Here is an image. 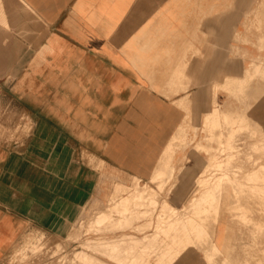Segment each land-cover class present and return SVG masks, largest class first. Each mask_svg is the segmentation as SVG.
Listing matches in <instances>:
<instances>
[{
    "label": "crops",
    "instance_id": "crops-1",
    "mask_svg": "<svg viewBox=\"0 0 264 264\" xmlns=\"http://www.w3.org/2000/svg\"><path fill=\"white\" fill-rule=\"evenodd\" d=\"M2 2L16 40L0 100L28 117L30 131L21 142L0 134V264H26L18 252L32 234L66 233L84 208L100 204V181L112 172L122 183L111 198L131 179L146 189L164 177L166 196L183 212L194 175L218 158L215 102L264 137V0H23L40 28L14 12L13 0ZM17 15L24 23L15 30ZM255 66L261 78L243 91L214 95ZM232 228L211 225L208 246L188 247L174 264H208L212 247L223 261L226 248L238 257L240 246L257 245Z\"/></svg>",
    "mask_w": 264,
    "mask_h": 264
},
{
    "label": "rangeland",
    "instance_id": "rangeland-1",
    "mask_svg": "<svg viewBox=\"0 0 264 264\" xmlns=\"http://www.w3.org/2000/svg\"><path fill=\"white\" fill-rule=\"evenodd\" d=\"M18 12L24 13L20 10ZM18 12L16 11L15 13L18 14ZM256 24V32L262 33V22H256ZM259 42V46L262 49L264 38H261ZM0 64L4 67L0 72L5 73L8 66L6 55L5 58L0 60ZM259 74L245 78L240 84L228 82L227 84H230L228 87L220 86V88L232 92L233 88L238 86L240 88L239 91H243L247 83ZM260 76L258 78H261ZM1 78L2 76H0ZM218 88L219 86H217V90ZM211 117H213V114ZM231 117L234 118L233 116ZM26 119H28L26 115H19L12 106L2 104L0 100V134L2 136H6L11 141L21 142L23 137L28 135L30 131V127L25 125ZM234 119L238 121L240 118ZM222 124L221 128L217 127L214 129L213 120L209 122L211 134L216 130H221L222 133V137L220 136L218 139L220 141V148L217 151L219 160L218 158L215 159L216 164L214 167H210V165L202 174L196 173L194 175L191 195L182 197V201L187 207L184 208L183 212L172 206L173 202L166 196V186L163 177L158 182L154 180V184H141L142 187L145 185L144 187L149 189L148 193L146 192L147 194L142 193V197L156 200V203L143 206L144 210L150 212L146 218H133L130 221L135 222L132 226L115 232H110L109 228L106 227L99 230L90 229L89 224H91L90 222L94 217L100 212H108L114 209L115 203L124 201L122 196L124 199L128 198L131 201L138 197L134 194L138 188L135 189L133 187L137 182L131 179L127 184L131 188L124 189V193L116 190L111 198L114 185L122 183L119 182L117 174L112 172L105 176V180L100 181V188L104 193H102L100 204L96 202L95 207L84 208L76 222L71 224L64 234L57 236L32 234L24 247L20 249L22 253L20 250L18 252L21 258L20 262L26 264H58L61 260L60 258L72 257L71 255L76 251L81 250L82 243L89 239L97 240L99 237V239H117L123 235L142 237L146 233L153 234L160 225H163L164 231L160 233L159 239L149 250V253L148 251L144 253L135 251L136 254L134 253L135 255L133 254L132 256V258H135L133 264H146L147 262L150 264H174L188 247L208 246L210 242V226L225 222L229 225L230 235L234 233L232 226L240 227L241 236L253 238L252 241L257 243V245L244 244L240 246L238 257H235L237 256L235 251V255L232 256L230 254L231 249L226 248L221 253L225 256L223 261L216 260L215 257L220 252L216 247H212L213 249H210L211 254L207 261L208 264H264V137L251 128L247 118H245L243 123L236 122L234 126L232 123L228 124L227 122ZM239 126H246L247 129L237 134L233 129ZM229 128L232 129L230 134L234 131L232 142L226 141V136L229 137V134L223 135ZM239 140L242 141L243 146L237 152L234 149L236 148L234 143ZM211 141H215V138L211 137ZM250 143H252V146ZM231 154L245 155L246 158L230 162L229 157ZM83 158L88 160L90 164L94 163L93 160L89 161L87 155H84ZM220 162L222 166H216ZM98 169L102 173L104 172L103 167L100 166ZM199 175L201 176L200 178H198ZM185 176L182 181L178 182L179 187L190 178L188 174ZM156 182L157 184H155ZM190 185L188 184V186ZM148 186L152 187V189ZM117 194H119V197ZM206 194H210L211 197L209 199L212 200V204L206 202ZM166 201H168V204L163 203ZM118 207L122 208V206ZM128 207L133 211L142 206L129 204ZM173 209H176L178 214L174 215L171 213ZM158 215H163V217L161 216L157 220ZM83 222L86 226L81 229L80 225ZM134 226H140L142 229L139 228V232H135ZM154 226H157L155 227L156 229ZM35 246L39 247L38 251H33ZM169 249L173 250L170 254L168 253ZM166 254H168L167 257H165ZM95 255L110 262L109 259L101 254Z\"/></svg>",
    "mask_w": 264,
    "mask_h": 264
},
{
    "label": "bare ground",
    "instance_id": "bare-ground-1",
    "mask_svg": "<svg viewBox=\"0 0 264 264\" xmlns=\"http://www.w3.org/2000/svg\"><path fill=\"white\" fill-rule=\"evenodd\" d=\"M13 3L14 4L11 3L12 4L11 6L13 7L14 12H16V11L18 12V10L23 11L26 18L28 19V21L30 22L31 25H34L35 27L40 28L42 26V24H44V22L36 14L35 10L32 9V7H30L28 4L24 3L23 0H13ZM23 23L24 22L17 15L16 21H15V30L19 29L23 25ZM9 30H10V27H9L7 16L5 13V8H4L2 0H0V60L5 58V53L14 44V40H16L14 38V36L10 33L11 31L9 32ZM6 39L9 40L10 45L6 44L4 42ZM259 73H262L261 68L258 66H255L254 69L251 70L245 78L253 77ZM245 78L244 79H226L225 84H227L228 82H230V83L232 82V84H240L242 80H245ZM225 84L222 86L228 87V85H230V84H227V85H225ZM219 88H220V86H219ZM219 88H218V90H219ZM218 90H217V87H215L214 95H216ZM214 104H215V110L213 112V117H210V119H209V120H213V128L214 129H216L217 127L219 128L222 125V123H224V122H227L228 124L232 123L234 126L236 122H242L243 123L245 121V118H241L238 121H236L234 118L231 117V115L225 114L227 112H225V113L221 112L218 109L216 102ZM226 110H228V109H226ZM246 129H247L246 126H239L238 128H234L233 130L236 131L237 134H240L241 132H243ZM234 131H233V133H231L229 135V137H226L227 142L233 140ZM251 144L252 143H250V145ZM234 145L236 147L234 149H236L237 152H239L241 150V147L243 146L241 140L235 142ZM246 152H247V150H246ZM245 158H246L245 155H239V154H233L232 155L231 154L229 157V160H230V162H233V161H237V160H243ZM218 160H219V158H218ZM215 164L216 163H212L210 167H214ZM216 166H222L221 162ZM258 183H260V182H258ZM148 190L149 189L138 188L136 190V192L134 193L136 196H138L135 200L131 201L127 198L125 201H123L120 204L115 203L114 209H112L108 212H101L96 218L94 217L91 224H89V228L93 229V230H95V229L99 230V229H102L103 227H106V228H109L110 232H115L118 230L127 229V228H129V226H132L135 223V222L134 223L130 222L133 220V218H138V219L146 218L148 216V213H150V212L144 210L143 206H145L146 204L156 203V200H152V199L147 198V197H142V193H146V192L148 193ZM205 197H206V202L208 204H212V200L209 199L211 197L210 194H206ZM157 201H160V200H157ZM167 202L168 201L163 202V203L168 204ZM129 204H134L137 206L139 205L142 207L136 208L135 210L132 211L128 207ZM118 206H122V208H120ZM171 213H173L174 215L178 214L176 209H173V211ZM161 216L163 217V215H158L157 220H158V218H161ZM164 220H165V218H164ZM85 226L86 225L84 222L81 223V225H80L81 229H84ZM155 227H157V226H154V228ZM200 227H202V226H200ZM134 228H135L134 229L135 232L136 231L139 232L138 230H139L140 226H136V227L134 226ZM163 228H164L163 225H160L159 228L157 230H155V232L153 234L146 233L142 237H138L136 235H123L122 237L117 238V239L116 238L99 239L100 237L97 238V240L96 239L95 240L89 239V240L85 241L84 243H82L83 245H82L81 250L76 251L73 255H71L72 257L67 256L68 258H60L61 260L59 259L60 260L59 263L60 264H133L135 258L134 257L132 258V256L135 253V251H139L140 253H144V252L148 251V253H149L150 252L149 250L154 246V244L159 239L160 233L162 231H164ZM140 229H142V228H140ZM38 249H39V247L35 246L33 251H38ZM171 251H173V250L169 249L168 253L170 254ZM95 254H101L103 257L109 259L110 262H108L107 260H103L101 258L96 257ZM167 255L168 254H166L165 257H167ZM136 258H137V255H136ZM138 260H139V258H138ZM146 264H150V263L147 262Z\"/></svg>",
    "mask_w": 264,
    "mask_h": 264
}]
</instances>
